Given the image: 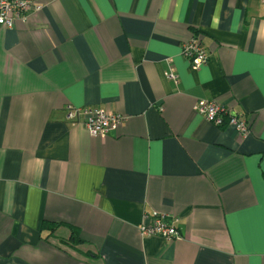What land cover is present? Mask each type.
<instances>
[{
	"label": "crops",
	"instance_id": "obj_1",
	"mask_svg": "<svg viewBox=\"0 0 264 264\" xmlns=\"http://www.w3.org/2000/svg\"><path fill=\"white\" fill-rule=\"evenodd\" d=\"M43 1L0 25V264H264V1ZM195 35L199 70L182 53ZM68 103L127 120L91 135ZM154 213L182 237L143 235Z\"/></svg>",
	"mask_w": 264,
	"mask_h": 264
},
{
	"label": "built area",
	"instance_id": "obj_2",
	"mask_svg": "<svg viewBox=\"0 0 264 264\" xmlns=\"http://www.w3.org/2000/svg\"><path fill=\"white\" fill-rule=\"evenodd\" d=\"M45 4L43 0H0V25L14 27L18 19L25 20L30 13L42 11ZM182 53L194 70H199L208 62L206 47L197 35L183 43ZM168 77L178 82L179 76L175 71L170 70ZM195 109L218 126L223 125L226 120L242 137H246L250 132L248 120L231 113L223 104L215 100L199 99ZM66 118L74 123H82L89 133L95 136H106L115 126L127 120L125 115L108 111L104 107L77 106L72 103L66 105ZM178 222L179 218L166 214H145L139 229L143 235H157L165 241H173L182 237Z\"/></svg>",
	"mask_w": 264,
	"mask_h": 264
},
{
	"label": "trees",
	"instance_id": "obj_3",
	"mask_svg": "<svg viewBox=\"0 0 264 264\" xmlns=\"http://www.w3.org/2000/svg\"><path fill=\"white\" fill-rule=\"evenodd\" d=\"M61 223H43V228H49L52 231H55ZM71 230V235L68 239L62 240L61 242L65 245L73 246L74 248H78L77 246L85 243V240L81 237L80 229L76 226H69ZM90 255H94L93 252H90Z\"/></svg>",
	"mask_w": 264,
	"mask_h": 264
}]
</instances>
